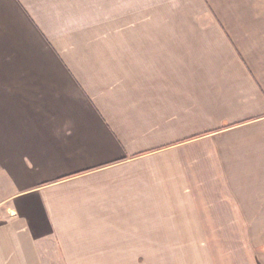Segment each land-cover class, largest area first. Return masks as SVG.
I'll list each match as a JSON object with an SVG mask.
<instances>
[{
  "label": "crops",
  "instance_id": "1",
  "mask_svg": "<svg viewBox=\"0 0 264 264\" xmlns=\"http://www.w3.org/2000/svg\"><path fill=\"white\" fill-rule=\"evenodd\" d=\"M179 1L0 0V264H264V0Z\"/></svg>",
  "mask_w": 264,
  "mask_h": 264
},
{
  "label": "rangeland",
  "instance_id": "2",
  "mask_svg": "<svg viewBox=\"0 0 264 264\" xmlns=\"http://www.w3.org/2000/svg\"><path fill=\"white\" fill-rule=\"evenodd\" d=\"M255 1V0H254ZM229 3H233V5H240V6H234L229 7ZM178 7L173 8H155V9H149V8H137V9H125V16H129L132 18H136L137 16L141 17L144 21L142 24H134L136 26H141L143 30H147L149 28V20L147 17L150 16H182V17H195V16H206V15H232L236 13L245 14V8H244V0H180L178 3ZM254 10V8H253ZM146 19V20H143ZM191 19V18H189ZM132 24L126 23L124 27H126V30H132ZM191 27V23H189L188 27ZM206 26H209L206 25ZM211 169H208L209 175H211ZM219 187H221L219 185ZM232 218L229 216H222V219L224 220L222 223H229L232 225L233 221ZM236 223H237V231L232 230H226L220 233V235L223 236V241H229L230 239L236 240L237 246L235 248V254L238 255H248V254H254L256 255V252L262 251L264 252V217H251L253 219L254 224V230L252 233V241L253 246L251 245V242L249 241V232L248 229L244 230L241 227V224L243 227L248 228V220L245 217H235ZM243 221V222H242ZM224 223V224H225ZM232 227V226H231ZM228 229V228H227ZM228 250H232L228 249ZM233 251V250H232Z\"/></svg>",
  "mask_w": 264,
  "mask_h": 264
}]
</instances>
